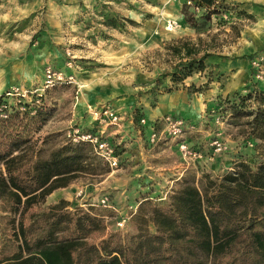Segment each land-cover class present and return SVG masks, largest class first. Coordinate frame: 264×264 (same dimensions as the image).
<instances>
[{"label": "rangeland", "instance_id": "1", "mask_svg": "<svg viewBox=\"0 0 264 264\" xmlns=\"http://www.w3.org/2000/svg\"><path fill=\"white\" fill-rule=\"evenodd\" d=\"M257 1L220 0L213 8L218 14L208 23L201 21L206 9L192 1L188 11L203 24L197 30L185 23L183 0H0V96L8 107L26 104L46 117L31 131L22 155L47 159L67 146L79 147L88 158L85 172L33 211L47 212L65 200L69 209L102 219L105 232L135 234L144 225L141 217H148L146 204L166 201L181 179L201 188L204 176L219 179L239 162L255 167L261 155L247 124L251 118L236 117L230 106L264 91V63L260 71L251 65L264 48L246 52L261 47L264 38V11L253 16L254 6L264 8ZM185 39L202 50L209 46V57L203 71L175 85L171 74L187 62L172 54V46ZM48 67L62 73L50 87L44 77ZM258 72L261 79L255 78ZM163 101L177 108L156 114ZM106 109L116 115V123L97 120ZM165 117L183 120L182 132H166ZM153 127L157 136L151 142ZM86 135L112 146L117 167H108L95 145L83 139ZM0 175L6 178L1 162ZM104 197L111 208L100 206ZM9 199L0 196V217L17 221L18 214L7 212ZM123 218L121 229L117 224ZM0 224L1 242L12 231L7 220Z\"/></svg>", "mask_w": 264, "mask_h": 264}, {"label": "trees", "instance_id": "2", "mask_svg": "<svg viewBox=\"0 0 264 264\" xmlns=\"http://www.w3.org/2000/svg\"><path fill=\"white\" fill-rule=\"evenodd\" d=\"M192 1L194 7L206 9L201 21L208 23L218 14L213 8L220 0H183L185 23L198 30L201 23L188 11ZM208 48L202 50L188 39L172 46V54L187 62L171 74L172 83H182L195 70L203 71ZM3 99L0 96V162L6 178L0 175V196L9 195L7 212L18 214L19 219L0 217L12 231L0 242V264H207L208 260L210 264H264V91L249 93L230 106L236 117L251 118L247 124L251 138L259 142L261 161L253 168L239 162L216 180L204 176L201 188L181 179L166 201H147L143 227L125 235L105 232L102 219L83 209H69L65 200L47 212L33 211L54 190L85 172L88 158L79 147L63 146L47 159L27 160L22 148L46 117L26 104L8 107ZM143 208L141 203L138 209Z\"/></svg>", "mask_w": 264, "mask_h": 264}, {"label": "built area", "instance_id": "3", "mask_svg": "<svg viewBox=\"0 0 264 264\" xmlns=\"http://www.w3.org/2000/svg\"><path fill=\"white\" fill-rule=\"evenodd\" d=\"M188 4L190 5L191 3L188 2ZM262 63H264V55H258L255 56L252 61H251V65L253 66V68L257 69L258 71H260V67L262 65ZM261 72H258V74H256L255 78L256 79H261ZM44 77H45V83L47 84L48 87L50 86H54L55 83H58V81L62 80V73H56L55 71H53L52 69H50V67L46 68L45 72H44ZM97 120L99 121H103V120H108L111 123H116L117 117L116 115L106 109L104 111H102L101 113H99ZM162 124L164 126L163 129H166V132L168 133H172L173 135H177L180 134L182 132L183 126H184V121L181 119H175L173 117H165L162 121ZM140 123L144 126L146 124L145 120H140ZM157 134L154 130V127L150 130V141L153 142L156 138ZM84 140L86 141H90L95 145L96 151L98 154L101 155V157L106 161L108 167L110 168H114L117 167L118 164V157L114 154V149L112 148V146L107 142V141H103L101 139H98L96 136H91V135H86L85 137H83ZM181 150H185L186 147L184 145H182ZM220 150V149H218ZM80 194V193H79ZM100 206L103 208H111L109 206V199L107 197H104L101 201H100ZM126 220L123 218L121 220V222H118V227L119 228H123L124 224H125Z\"/></svg>", "mask_w": 264, "mask_h": 264}, {"label": "crops", "instance_id": "4", "mask_svg": "<svg viewBox=\"0 0 264 264\" xmlns=\"http://www.w3.org/2000/svg\"><path fill=\"white\" fill-rule=\"evenodd\" d=\"M257 2H258V4L264 6V0H258ZM54 5L56 7H59V5L56 4V3ZM81 8H82V5H80V4L75 6L74 12L78 13L79 10H81ZM262 11H264V8L259 7V6H254L253 16L262 17L263 16ZM263 48H264V38H263V42H262L261 47H260V45L259 46L258 45L257 46L253 45V51L248 49L246 52H247V54H251V52L255 53L257 51L263 50ZM163 100H164V98H163ZM164 102L165 101H163V104L161 105L162 106L161 108H157V113L156 114H162V113L170 112L171 110L173 111V110H175L177 108V104H175V103H173L171 101H169V102L167 101V103L166 102L164 103Z\"/></svg>", "mask_w": 264, "mask_h": 264}]
</instances>
